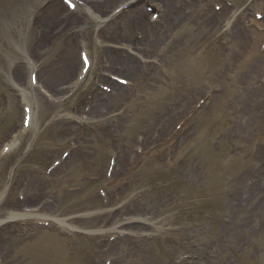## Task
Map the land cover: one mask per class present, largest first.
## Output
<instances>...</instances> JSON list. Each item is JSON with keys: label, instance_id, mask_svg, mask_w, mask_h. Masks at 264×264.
I'll return each mask as SVG.
<instances>
[{"label": "rangeland", "instance_id": "obj_1", "mask_svg": "<svg viewBox=\"0 0 264 264\" xmlns=\"http://www.w3.org/2000/svg\"><path fill=\"white\" fill-rule=\"evenodd\" d=\"M19 1L27 9L17 23L0 13V147L18 136L0 166V220L36 204L45 216L41 221L49 226L36 224L33 217L10 222L0 233V264H170L190 249L188 245L203 256L212 249V264H264V60L261 71L253 72L255 60L259 55L264 59V52H260V34L247 42L242 38V30H253L252 24L236 23L227 29L224 22L194 24L201 19L192 16L159 34L150 24L140 30L139 19L130 16V29H124L126 21L121 27L123 38L135 41L131 47L148 62L149 70L161 65L134 85V96L115 107L104 105V113L89 119L100 120V125L78 132L66 116L76 117L79 111L74 115L69 106H61L67 90L61 88L71 75L59 81L60 99L35 91L34 126L20 135L24 95L17 83L22 82L28 59L35 60L38 70L48 66L43 81L52 90L47 79L55 69L56 76L61 74L65 53L73 49L78 62L79 26L69 22L73 16L64 20L48 41L50 50L42 54L39 30L57 23L50 20L52 16L42 15L51 5L48 0H0V10ZM106 2L96 9L110 10L119 0ZM215 2L207 6L213 8ZM244 8L250 15L264 11V0ZM87 21L95 79L104 62L115 58L108 45H122L104 42L102 27ZM122 53L133 57L127 50ZM96 82L97 86L106 83ZM200 99L205 102L194 111L192 124L189 121L180 130L178 147L177 134L164 141L168 129L159 131V114L169 106L171 111L184 108L186 101L196 105ZM68 148H75L76 154L67 168L43 184L48 165ZM110 155L115 156L116 166L108 179ZM26 185L27 190L40 191L29 203L19 201L20 193L27 196ZM99 189L105 191V198ZM197 191L209 193L205 208ZM184 206L186 213H182ZM60 219L66 221L64 229L57 227ZM119 226L122 237H118ZM111 235L117 236L113 242L108 241Z\"/></svg>", "mask_w": 264, "mask_h": 264}, {"label": "bare ground", "instance_id": "obj_2", "mask_svg": "<svg viewBox=\"0 0 264 264\" xmlns=\"http://www.w3.org/2000/svg\"><path fill=\"white\" fill-rule=\"evenodd\" d=\"M126 1H130V0H125ZM146 1L148 3H150L151 5H155L156 7H158L160 4L163 7V14H162V24L163 27L159 30L160 32L162 30L167 31L169 30L173 25L178 26L180 24H183V21H189L191 20L190 18L192 16H194L196 19H201V20H195L194 24H201L203 23L204 25L206 24H217L219 22L220 17H223L225 15L228 14V7L224 6V8L222 9V11L220 12H216L214 10H212L210 7H208L205 3L202 2V0H143ZM223 3V0H219ZM208 2V1H207ZM61 5L58 6L56 3L51 5L50 7H48L46 9V11L43 12L42 15H46L47 16H52V18L50 20H54L57 18V14L58 11L60 10ZM193 12V13H192ZM124 13V12H123ZM122 13V14H123ZM130 16L135 17L136 19H139V21L141 23H138L140 25V28L142 30H145V28H149L147 22L144 20L143 21V14L144 11L141 8H132L131 11H128V13ZM196 15V16H195ZM126 16V14H125ZM125 16L123 17V19L125 18ZM208 17L209 21H206V18ZM230 17V16H229ZM127 18V17H126ZM240 21V20H238ZM131 22V21H130ZM120 23H121V19H120ZM104 34L108 36V39L112 40L110 42H116V37L117 35L120 34V28L119 25L116 23H113L109 26H107L104 30ZM242 38L245 42L249 41L250 38L252 37H256L255 34H257L254 30H248V29H243L242 30ZM255 32V33H254ZM41 36H39L40 38ZM252 55V54H251ZM65 56H67V59H65V61H63L61 63V67L59 68L58 72L61 73L60 75L56 76L55 72L56 69L51 72V74L49 75V78L47 79V81L49 82V84L53 85V89L55 90L56 87L59 86V81L61 79H68L71 75V70L74 69L76 63V59H74L73 57H75V54L73 52V49H70L68 51V53H65ZM261 57H263L262 55H259L258 58L255 60L256 65H254L253 68V72L255 73H259L261 71V69L263 68V58L261 59ZM111 63H109V67L113 66L114 68H128L127 71H125V73L131 75L132 79L136 82L140 83V74L143 71L141 68V65L139 64H134L135 62L131 61L129 59V57H126L124 59H119L118 58H114L112 59V61H110ZM77 65H79V63L77 62ZM118 65V66H115ZM50 68V67H49ZM49 71V69L46 70L45 73H47ZM44 73V75H45ZM52 76V78H50ZM58 83V84H57ZM112 83V82H111ZM61 84V83H60ZM115 88V94H108V98H109V105H112L113 107H115V105L118 104L119 101L123 100L126 98V96L129 94V90L125 87H121V85L115 84L114 86ZM48 88H50L48 86ZM53 90V92H55ZM96 95V99H99L100 96H104V93L98 92L96 91L94 93ZM107 105V103H103L102 106ZM100 105L97 103V100L95 101V105L93 106V113H92V117L95 118L97 115H95L94 113H100ZM101 121L99 120L98 123H100ZM264 208V207H263ZM23 216L22 214H18V213H8V217L5 218V220L7 219H15L16 217H20ZM25 216H29L31 217L30 214H24ZM194 263V261H193Z\"/></svg>", "mask_w": 264, "mask_h": 264}]
</instances>
